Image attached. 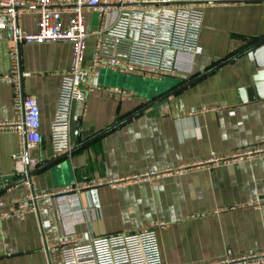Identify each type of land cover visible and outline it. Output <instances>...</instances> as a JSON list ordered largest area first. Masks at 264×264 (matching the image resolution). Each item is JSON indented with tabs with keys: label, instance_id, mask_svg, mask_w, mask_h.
I'll list each match as a JSON object with an SVG mask.
<instances>
[{
	"label": "crops",
	"instance_id": "crops-1",
	"mask_svg": "<svg viewBox=\"0 0 264 264\" xmlns=\"http://www.w3.org/2000/svg\"><path fill=\"white\" fill-rule=\"evenodd\" d=\"M68 19L64 13L62 26ZM96 23L95 13L86 14L88 33ZM19 26L36 31L37 15L24 9ZM201 27L203 53L190 74L154 80L99 69L85 109L80 103L72 106L71 149L160 98L159 84L189 81L264 38V2L206 5ZM93 42L94 35L88 36L83 66ZM9 47L8 33L0 27V190L17 180L12 176L19 137L12 127ZM19 49L21 70L30 74L21 81L23 94L39 105L42 140L29 156L40 165L29 189L18 184L0 193L2 211L29 193L46 197L36 202L40 220L35 211L22 219H0L5 234L0 264H45L43 231L62 233L53 194L69 188L78 189L85 209V220L75 229L81 239L152 227L162 264L264 255V68L246 57L234 59L47 165L64 154L52 151L50 126L73 48L59 41L25 43ZM116 89L130 93V99L109 96Z\"/></svg>",
	"mask_w": 264,
	"mask_h": 264
},
{
	"label": "built area",
	"instance_id": "built-area-1",
	"mask_svg": "<svg viewBox=\"0 0 264 264\" xmlns=\"http://www.w3.org/2000/svg\"><path fill=\"white\" fill-rule=\"evenodd\" d=\"M264 0H0V27L10 40L9 78L13 84L12 127L19 137V145L12 155L15 179L31 187L29 172L40 161L29 156V151L41 143V117L37 100L24 95L21 81L29 77L20 67L19 46L25 43L71 42L73 55L70 68L61 79L58 103L50 126L52 151L55 154L71 150V110L80 103L83 110L88 97L95 91L94 79L99 69L120 74H136L142 78L163 80L190 74L194 59L203 53L199 38L204 7L213 3ZM24 9L37 15L36 31L19 26V13ZM69 14L62 26L61 17ZM95 13L96 27L88 33L86 14ZM114 13V16H111ZM94 35L90 61L82 65L86 39ZM129 100L131 94L120 89L109 96ZM2 178L0 174V179ZM46 197V196H43ZM34 193L14 199L7 210L0 201V219H22L35 211L40 220L42 210L36 203L43 198ZM61 220V235L52 229L43 231L45 264H162L154 228H142L130 234H116L99 238L81 239L76 227L84 222L85 209L79 202L75 188L54 193ZM161 226V225H160ZM0 236L5 234L0 230ZM51 236V237H49ZM264 255L224 259L204 264H262Z\"/></svg>",
	"mask_w": 264,
	"mask_h": 264
},
{
	"label": "water",
	"instance_id": "water-1",
	"mask_svg": "<svg viewBox=\"0 0 264 264\" xmlns=\"http://www.w3.org/2000/svg\"><path fill=\"white\" fill-rule=\"evenodd\" d=\"M241 57H246L249 60H253L258 68H264V38L254 42L253 44L249 45L247 48L243 49V51L231 56V58L219 63L214 68H212V69H210V70H208L202 74L197 75V77H195L189 81L182 83L183 82L182 79H180V80L168 79L165 82L159 84V86L155 88V92H156L155 94H156V96H160V98L152 101L146 107L131 113L129 117H127L121 121L116 122L115 124H113L112 127L108 128L102 132H99V134H96L95 137H93L87 141H84L82 143H79V145L72 148L70 150V152L64 153V154H62V156H59V157L51 160L47 165H51V164H54V163L62 160L63 157L67 156L68 154L76 152L80 147H82L85 144L95 140L97 137L105 134L106 132L113 130L114 127L130 120V118H133V117L137 116L138 114L146 111L147 108H149V107H151V106H153V105H155L161 101H164V99H167L176 93L181 92V90L197 83V81H199L203 77L213 73L215 70L221 68L222 66L231 63V61H233L234 59L241 58ZM241 94L243 95L242 92H241ZM242 98L244 99V97H242ZM38 171L39 170H34V171L29 172L28 178L31 177L33 174H35ZM22 181H23L22 178L15 180L8 188H4V189L0 190V193L5 191L6 189L12 188V186H16V185L20 184Z\"/></svg>",
	"mask_w": 264,
	"mask_h": 264
},
{
	"label": "rangeland",
	"instance_id": "rangeland-1",
	"mask_svg": "<svg viewBox=\"0 0 264 264\" xmlns=\"http://www.w3.org/2000/svg\"><path fill=\"white\" fill-rule=\"evenodd\" d=\"M111 16H114V13ZM95 21H96V19H95Z\"/></svg>",
	"mask_w": 264,
	"mask_h": 264
}]
</instances>
